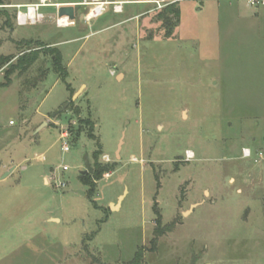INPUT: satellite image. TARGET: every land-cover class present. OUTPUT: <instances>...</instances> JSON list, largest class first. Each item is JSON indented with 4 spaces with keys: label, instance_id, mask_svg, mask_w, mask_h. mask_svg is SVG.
Segmentation results:
<instances>
[{
    "label": "rangeland",
    "instance_id": "rangeland-1",
    "mask_svg": "<svg viewBox=\"0 0 264 264\" xmlns=\"http://www.w3.org/2000/svg\"><path fill=\"white\" fill-rule=\"evenodd\" d=\"M167 1L181 8L170 38L151 3L88 20L95 0H48L24 26L16 6L41 0L0 7V55L39 41L69 75L47 57L1 87L0 70V178L15 167L0 180V264H125L158 215L146 264H264V7ZM63 3H82L68 27ZM86 154L105 170L92 197Z\"/></svg>",
    "mask_w": 264,
    "mask_h": 264
},
{
    "label": "trees",
    "instance_id": "trees-1",
    "mask_svg": "<svg viewBox=\"0 0 264 264\" xmlns=\"http://www.w3.org/2000/svg\"><path fill=\"white\" fill-rule=\"evenodd\" d=\"M10 4V0H0V7ZM0 14L5 17L4 27H12V17L8 11L1 10ZM16 17V15H15ZM156 20L161 22V28L166 30L164 37L170 38L173 36L174 31L181 24V9L178 3L168 4L162 12L157 15ZM20 49L19 54L4 56L0 55V70L4 67V79L5 82L1 84V87H9L12 84V77L14 75L23 76L30 72L33 65L39 62L43 58L49 57L52 62V70L55 74L59 75L60 78L65 81L68 78V71L63 63V58L60 50L58 48L52 47L50 45H45L39 41H21L18 44ZM17 58V59H16ZM16 59V60H15ZM48 70L41 69L39 71L40 79L43 81L47 80ZM30 84V81L27 82ZM90 124V122H87ZM103 169H95L93 173L84 176L85 184L90 188L89 196L92 197L96 182L100 181L103 177ZM103 220V222H105ZM156 228L154 230L153 238L150 240V248L140 247L137 251L134 259L132 261L126 262L125 264H146V253H153L157 250L159 244V238L165 234L167 230L163 227L162 218L158 215L156 220Z\"/></svg>",
    "mask_w": 264,
    "mask_h": 264
},
{
    "label": "built area",
    "instance_id": "built-area-1",
    "mask_svg": "<svg viewBox=\"0 0 264 264\" xmlns=\"http://www.w3.org/2000/svg\"><path fill=\"white\" fill-rule=\"evenodd\" d=\"M246 1L253 8L264 7V0H246ZM151 3L156 5L157 10H160L172 2H169L167 0H152ZM108 4H111L112 6L114 5L116 12H123L124 11V4H125L124 2L113 1V2L106 3L103 0H95V4H94L95 8H94V10H92L89 13L87 19L88 20L95 19L98 16L102 15L106 10L105 5H108ZM47 5H51V4H48V0H41V2L38 4L17 5L16 8L19 10L18 14H17V24L24 26V25H30V24L37 23L38 20L43 18V15L39 13L40 9L42 7H46ZM79 5H82V3H80ZM55 6L58 7L59 5H55ZM22 8H26L27 11L26 12L22 11ZM32 11H33V14H32ZM94 13H95L94 16L89 17L91 14H94ZM63 19H58V21H57L58 22L57 24H59V26H61V27H63V26L60 24V22L63 21ZM68 22H69V24L73 23L69 20H68ZM66 136L67 135L64 134V135H62V138L66 139ZM68 151H70V146L68 143H66L63 146V152L66 153ZM67 169H68V167H64L63 171H67Z\"/></svg>",
    "mask_w": 264,
    "mask_h": 264
},
{
    "label": "water",
    "instance_id": "water-1",
    "mask_svg": "<svg viewBox=\"0 0 264 264\" xmlns=\"http://www.w3.org/2000/svg\"><path fill=\"white\" fill-rule=\"evenodd\" d=\"M79 6H80V5H76V6H75V5H63V6H58V7H57V8H58V10H57V17H58V19L67 18L69 21L74 22V21L76 20L77 16H78V13H79V10H80V7H79ZM78 95H79V93L76 94V95L74 96V100H75V98H76ZM67 106H68V104H67ZM67 106H66V107H67ZM66 107H65V109H66ZM65 109H63V110L57 112V113L55 114V117H56L57 115L61 114L62 112H64ZM44 125H46V123H44L43 126H44ZM121 146H122V145H121ZM121 146H120V149H121ZM117 157H119L118 153H117ZM83 159H84V161H85V166H86V168H85L84 172L81 173V175L84 176V174H87V173L92 174V173H93V167H92L91 159L89 158V155L86 154V155L84 156ZM12 172H13V169H12L10 172L5 173V174L0 178V180H4V179H6V178H7ZM76 192L79 193V194H81V195H83V196L86 194V192H81V191H76ZM118 207H119V204H118V206H116V205H114V204L111 205L112 210H117Z\"/></svg>",
    "mask_w": 264,
    "mask_h": 264
},
{
    "label": "crops",
    "instance_id": "crops-1",
    "mask_svg": "<svg viewBox=\"0 0 264 264\" xmlns=\"http://www.w3.org/2000/svg\"><path fill=\"white\" fill-rule=\"evenodd\" d=\"M115 1H119V2H124L125 4L126 3H128V4H141V5H147V4H149V3H151V1L152 0H130V1H121V0H115ZM196 1V0H195ZM171 2V1H170ZM172 3H178V2H173L172 1ZM151 4H153V3H151ZM63 5H74L73 3H63L62 5H59V6H63ZM249 5V4H248ZM250 6V5H249ZM251 7V6H250ZM253 8V7H252ZM263 8V7H262ZM181 9V8H180ZM253 9H256L257 11L258 10H260V8H253ZM256 15H258L257 13H256ZM180 26H181V24H180ZM179 26V27H180ZM13 169H15V167L13 168ZM10 170H12V169H10Z\"/></svg>",
    "mask_w": 264,
    "mask_h": 264
},
{
    "label": "bare ground",
    "instance_id": "bare-ground-1",
    "mask_svg": "<svg viewBox=\"0 0 264 264\" xmlns=\"http://www.w3.org/2000/svg\"><path fill=\"white\" fill-rule=\"evenodd\" d=\"M32 14H33V11H32ZM94 15H95V13L91 14L89 17H92ZM60 24L62 26H66V27L71 25V24H69V22H68V20L66 18H64L63 21L60 22ZM246 154H247V156H249L248 151H246Z\"/></svg>",
    "mask_w": 264,
    "mask_h": 264
}]
</instances>
